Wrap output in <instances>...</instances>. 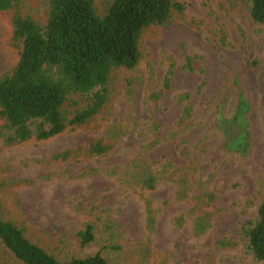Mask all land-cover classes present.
<instances>
[{"label": "rangeland", "instance_id": "374dc122", "mask_svg": "<svg viewBox=\"0 0 264 264\" xmlns=\"http://www.w3.org/2000/svg\"><path fill=\"white\" fill-rule=\"evenodd\" d=\"M37 1L29 0L27 7L36 9ZM94 1L102 13L109 0ZM176 2L184 10L170 25L143 35L138 67L116 74L119 80H141L132 102L118 81L105 119L45 141L7 143L0 137L2 218L23 227L58 259L101 252L109 264H263L253 259L239 232L264 200V24L251 20L246 0ZM17 51L10 14L0 13V77L17 64ZM186 58L193 60L191 71L183 69ZM169 70L172 86L166 91L162 82ZM240 91L250 106L254 139L247 160L223 151L215 124L217 107L229 117ZM183 94L187 102L178 99ZM132 105L139 123L111 141L105 156L63 163L55 158L86 149L114 119L130 115ZM138 160L162 170L155 190L140 188L136 178L129 183L136 189L128 185ZM178 178L195 189L181 200ZM147 200L157 209L153 234L146 226ZM196 223L206 229L199 232ZM86 224L95 242L82 248L74 235ZM148 243L151 249L145 250Z\"/></svg>", "mask_w": 264, "mask_h": 264}, {"label": "trees", "instance_id": "16d2710c", "mask_svg": "<svg viewBox=\"0 0 264 264\" xmlns=\"http://www.w3.org/2000/svg\"><path fill=\"white\" fill-rule=\"evenodd\" d=\"M37 2V8L32 9L27 7L29 0H0V13L10 14L11 43L18 50L17 64L0 77V137L7 143L45 141L66 131L85 128L98 117L105 119L111 113L118 81L123 82L126 96L132 102L141 80H119L116 74L120 70L129 73L138 67L143 58L141 40L148 29L170 25L174 14L184 10L176 0H109L102 13L94 0ZM246 10L253 22L264 24V0H246ZM191 61V58L184 60V70H192ZM172 76L173 71L169 70L163 79L162 88L166 91L172 86ZM243 94L240 91L237 95L229 117L223 113V106L217 107L215 124L223 134V151L247 160L252 156L254 139L248 117L250 106ZM153 95L156 99L161 97L159 93ZM188 98V94L178 97L181 102H187ZM131 111L130 115L113 120L109 130L112 139L106 131L86 149L63 151L55 158L63 163L105 156L112 149L111 141L115 144L135 130L140 119L135 106H131ZM140 163V160L133 162L137 164L133 167L136 174L127 178L128 185L138 179L140 188L155 190L162 170H152ZM175 184L180 200L187 190H195L180 178ZM156 210L153 202L147 200L144 211L151 234L155 230ZM195 227L199 232L206 229L201 223ZM93 231L92 225L86 224L75 232L79 247L95 242ZM239 234L253 259L264 264V200L256 217L248 220ZM149 249L148 243L145 250ZM0 264L109 263L101 252L56 258L32 241L23 227L4 220L0 202Z\"/></svg>", "mask_w": 264, "mask_h": 264}]
</instances>
